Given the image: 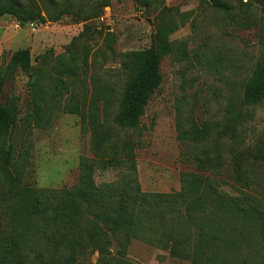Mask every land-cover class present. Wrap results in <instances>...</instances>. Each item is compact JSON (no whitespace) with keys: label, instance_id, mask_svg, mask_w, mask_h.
Returning <instances> with one entry per match:
<instances>
[{"label":"trees","instance_id":"obj_1","mask_svg":"<svg viewBox=\"0 0 264 264\" xmlns=\"http://www.w3.org/2000/svg\"><path fill=\"white\" fill-rule=\"evenodd\" d=\"M135 1L158 8L157 0ZM209 2L231 15L223 0ZM248 2L264 12V0ZM107 5L105 0L102 7ZM70 13L65 7L46 18L20 5L0 3V16H12L19 25L56 22ZM177 27L173 20L161 22L149 48L126 54L122 68L128 79L120 94L110 83L100 85L91 76V95L84 101L72 94L60 101L62 81L53 80L49 93L43 89L27 48L11 55L4 79L16 70L24 72L31 97L22 119L13 101L0 103V264H81L89 253L98 255L96 264H110L113 244L121 246L123 256L132 238L190 264H264V134L250 138L236 154L226 150L240 149L250 135L249 107L264 99V55L241 101L226 108L223 120L198 122L191 115L184 122L177 120V139L188 149L183 161L193 167L180 172L179 191L141 192L135 179V143L114 140L116 130L140 126L162 81L161 62L174 52L169 36ZM57 111L81 116L80 131L90 134L96 167L123 169L132 178L98 186L87 176L88 159L81 156L79 184L52 189L28 182L32 130L48 127Z\"/></svg>","mask_w":264,"mask_h":264},{"label":"rangeland","instance_id":"obj_2","mask_svg":"<svg viewBox=\"0 0 264 264\" xmlns=\"http://www.w3.org/2000/svg\"><path fill=\"white\" fill-rule=\"evenodd\" d=\"M104 1L0 0L46 18L65 7L71 12L44 24L19 25L12 16H0V103L13 101L21 119L30 109L27 75L16 70L12 78L4 79L11 55L26 48L43 89L49 93L53 80L64 83L65 89L58 92L60 101L70 94L87 100L91 76L100 85L110 83L120 94L128 79L122 68L126 54L149 48L157 26L173 20L178 23L169 36L174 52L161 62V84L148 101L140 126L116 130L114 140L135 143V179L141 192L179 191L180 172L193 167L183 161L188 149L186 142L177 139L176 122L191 115L198 122L218 123L226 108L241 101L264 55V12L255 4L248 5V0H223L231 7L230 16L214 9L209 0H157V9L152 4L145 8L135 0H108L102 7ZM80 33L83 36L77 38ZM249 109L253 112L250 135L240 149L227 147L228 154L244 150L250 138L264 134V99ZM81 124V116L57 111L48 127L32 130L28 182L52 189L79 184L81 156L88 159L87 176L98 186L132 178L123 169L95 166L90 134L81 133ZM120 247H111L110 264H190L136 238L126 244L123 256ZM97 260L96 253H89L80 262L96 264Z\"/></svg>","mask_w":264,"mask_h":264},{"label":"built area","instance_id":"obj_3","mask_svg":"<svg viewBox=\"0 0 264 264\" xmlns=\"http://www.w3.org/2000/svg\"><path fill=\"white\" fill-rule=\"evenodd\" d=\"M102 19V18H101Z\"/></svg>","mask_w":264,"mask_h":264}]
</instances>
